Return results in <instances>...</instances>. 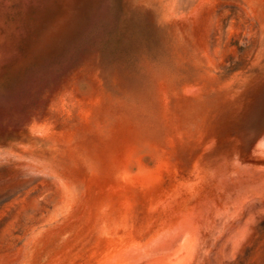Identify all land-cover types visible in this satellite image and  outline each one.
I'll list each match as a JSON object with an SVG mask.
<instances>
[{
	"label": "rangeland",
	"instance_id": "obj_1",
	"mask_svg": "<svg viewBox=\"0 0 264 264\" xmlns=\"http://www.w3.org/2000/svg\"><path fill=\"white\" fill-rule=\"evenodd\" d=\"M0 264H264V0H0Z\"/></svg>",
	"mask_w": 264,
	"mask_h": 264
}]
</instances>
